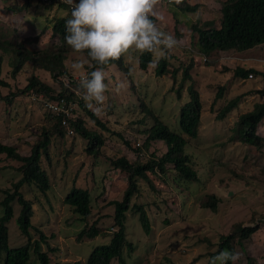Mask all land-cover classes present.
<instances>
[{"label": "rangeland", "instance_id": "obj_1", "mask_svg": "<svg viewBox=\"0 0 264 264\" xmlns=\"http://www.w3.org/2000/svg\"><path fill=\"white\" fill-rule=\"evenodd\" d=\"M175 1L161 0L155 17L160 29L179 42L168 56V72L160 77L156 75L160 57L154 55L148 69L142 70L139 65L141 54L138 52L123 56L128 73L117 65L106 69L105 82L109 90L103 113L97 116L107 130L93 122L78 105H73L77 110L76 116L85 120L88 130L104 138L105 144L98 153L91 155L87 151L91 147L90 141L78 137V134L70 136L65 131L62 136L52 131L57 120L49 115L46 97L20 93L33 73L53 89H61V83L53 79L49 72L34 69L30 62L26 70L14 78L10 63L12 58L7 56L4 59L1 77L10 88L4 89L2 96L10 92L20 94L14 97L12 104L0 99V144L12 146L21 155L30 156L44 131L50 132L51 136L49 156L42 153L40 164L48 175L49 190L42 193L34 184L18 189L24 198L33 203L32 243L40 240L36 229L48 237L47 243L41 244V251L47 253L50 264H88L91 252L97 246L109 244L118 230L115 226V206L110 203L123 200L128 188V175L118 170L113 161L125 156L131 163L137 160L146 163L153 155L160 158L167 152L166 144L161 141L150 143L148 150H143L148 138L145 131L154 125V119L149 116L143 123L138 122L145 116L140 108V97L163 123L185 137L188 142L185 151L189 155L193 153V167H197L199 182L189 185L181 180L173 164L166 165L165 174L148 173L150 182L139 179V191L132 198L131 205L144 207L151 231L145 232L140 215L133 208L127 212V239L133 247L123 250L127 264H208L210 254L218 251L221 237L232 235L238 224L246 227L259 225L260 229L243 241V247L238 236L235 238L233 246L239 254L236 264H248L249 257L255 259V264H264V143L252 146L234 141L241 136L236 131L240 115L264 103V96L259 93L264 91V77L252 74V78L249 76L245 80L233 78L236 67L264 72V45L244 52L215 51L207 55L201 51L196 30L219 27L222 3L227 0H187L191 5L200 4L195 13L183 12ZM11 5L12 1L0 0V39L4 41L17 37L21 42L27 37L38 36L47 24L46 14L41 12L40 16L37 15L42 9L15 13L10 11L8 6ZM56 14L53 8L50 18ZM68 14L69 10L63 12V16ZM60 46L59 39L51 37V30L41 37L38 44H27L32 51L48 47L59 50ZM86 59L71 48L64 58L67 72L76 82L80 83L88 76L90 66L75 70L72 64ZM190 60L194 62L190 70L192 77L184 82V69ZM69 80L68 76H63L61 81L65 86ZM191 85L199 91L202 102L201 114L206 131H203V137L202 132L199 134L200 138L189 137L178 124L180 110L188 102ZM222 85L227 87V91L223 98L215 102ZM240 95L244 96L238 108L224 120H219L217 114L220 110ZM71 115L75 117L72 112ZM257 131L264 138V123L258 125ZM226 143L224 149H220ZM138 147L143 148L141 156L133 150ZM214 150L217 153H213ZM21 167V162L0 155V201L5 198L3 191L14 192V185L25 177ZM74 187L90 193L92 210L86 218L64 203ZM212 196L218 206L215 212L204 207L212 201ZM12 206L14 216L7 223L9 247L18 248L28 244L29 239L17 224L22 206L17 200L12 202ZM3 213L4 209L0 207V218ZM94 224L100 235L95 239L83 237L79 240V233ZM5 256V253L1 254L0 264L4 263ZM28 264H41L33 244ZM110 264H120V261L115 258Z\"/></svg>", "mask_w": 264, "mask_h": 264}, {"label": "trees", "instance_id": "obj_2", "mask_svg": "<svg viewBox=\"0 0 264 264\" xmlns=\"http://www.w3.org/2000/svg\"><path fill=\"white\" fill-rule=\"evenodd\" d=\"M12 1V5L8 6L10 11L15 13H21L22 11L31 12L32 9H37L38 16L41 12L46 14V25L43 26L40 34L34 37H27L24 41L19 42L18 38L15 37L12 40H1L0 39V99L5 101L7 104H12L14 97H17L20 93H34L38 96L42 95L47 100L56 101L62 100V105H65L69 110L67 114V125L73 128L77 134L82 135L84 138L90 141L91 147L87 150L91 155L98 153L99 149L105 144V140L102 135L91 132L85 125V120L76 116L77 110L73 108V105H78L79 108L86 112L93 122L98 126L107 130V127L102 123L97 114L90 111L86 106L82 96L84 90L81 88L79 81H74L64 64V58H66L70 47L67 45L65 40V23L70 18V8L64 3H59L60 10H69L67 16L54 15L50 18V12L54 8V0H51L50 4H46L43 0H7ZM180 6L182 11L185 13L197 12L200 4L191 5L187 0H177L174 2ZM44 7V8H43ZM35 13V12H34ZM221 24L219 27L211 26L207 28H200L196 30L199 34V44L201 51L210 54L215 51H231L235 50L238 52H244L255 47L264 45V0H227L222 3L221 7ZM155 19V18H154ZM51 30V37L58 38L61 42L59 50H53L52 48H46L41 50H30L27 44H38L43 35ZM10 56L11 65L13 67L12 76L15 78L18 73L26 70V65L30 62L34 69L45 70L49 72L53 79H56L61 83V89H53L47 83H44L37 74H32L28 79V84L24 90L17 95L10 92L9 95L2 96L3 90L10 88V85L4 78L1 77L4 59ZM86 57V56H85ZM87 58V57H86ZM154 61L153 55L150 53H144L140 56L139 65L140 68L146 71L149 65ZM29 64V63H28ZM117 65L120 70L129 72L128 67L123 62V56L120 60L111 61L105 70L111 66ZM169 66L168 58H159L156 66V75L162 76L168 72L167 67ZM194 67V62L190 60V64L184 69L183 81L191 79L190 70ZM95 70L94 67H89V73ZM177 70L174 71V77H176ZM256 75L264 77V72L258 71L254 68L236 67L233 73V78L247 79L249 75ZM68 76L70 80L68 84L64 86L61 81L62 77ZM183 84V83H182ZM181 88V87H180ZM133 90L134 87H133ZM227 87L219 86V90L215 97V102L223 98ZM264 96V91H259ZM180 95V92H179ZM189 99L188 102L181 108L178 124L189 137L197 138L198 134L206 129L203 126L202 120V103L200 100L199 92L191 85L189 88ZM243 97L237 96L229 101L218 114V119H222L225 114L233 110L238 106L240 99ZM140 108L145 116L138 122L143 123L149 116L154 119V125L145 131L148 134V138L143 148L133 149L138 155L141 156L142 149L148 150L150 143L156 142V140H162L167 145V153L156 158L152 156L151 160L146 163L137 162L131 163L125 156L118 158L113 161L114 166L127 173L128 175V188L125 191L124 198L122 201H112L111 205L115 206V226L118 230L113 234V237L109 244L97 246L90 254L88 258V264H110L113 259L117 258L120 264H127L123 258V250L125 247L132 249V244L127 239L126 233V219L127 212L133 208L134 212L139 213L140 222L146 233H150L151 224L150 219L146 213V210L142 205H131L132 198L139 191V179H144L150 182L148 173H166V165L173 164L175 170L179 174L181 179L196 178V170L190 166L195 162L193 153H186L187 140L181 134L172 131L157 115L154 114L153 109L146 105V103L139 98ZM72 114H75L73 117ZM52 116V115H51ZM264 116V103L257 104L254 110L244 114L240 117L239 121V133L241 134L242 142L257 146L261 143V138L257 134V125ZM64 113L60 116H53V119H57L55 129L58 134L64 136L65 128L60 126L63 120ZM48 130V129H47ZM121 137V134H119ZM51 136L50 132L44 131L40 141H38L32 149L30 156H23L16 149L9 147L4 144H0V155H6V158L12 159L22 163L21 170L24 171L25 177L17 182L14 186L16 190H5V198L0 201V207L4 209V213L0 218V256L5 253V259L3 264H28L31 257V246H34V252L41 261V264H50V259L47 253L41 251V244L47 243L48 237L38 230L40 233V240L31 241L30 230L34 228L32 225V218L34 216L33 203L26 198L19 191L24 185L34 184L38 189L45 193L49 190V179L48 175L40 168L42 153L46 157L49 156L48 148L50 145ZM128 146L130 145L127 142ZM19 189V190H18ZM212 201L205 204L204 207L210 208L212 211H217L218 206L214 196L211 197ZM17 200L22 206V210L17 219V224L22 234L27 236L29 239L28 244L18 248L9 247V230L7 223L14 216V209L12 202ZM64 203L73 208L74 212L79 214L82 218H86L91 214V196L88 190L83 188L74 187L64 199ZM260 229L257 227H246L243 225H236L235 232L229 236H222L221 241L218 245V251L210 254L209 261L218 255L222 251L234 252L233 241L238 236L239 243L243 247V241L250 239V237ZM100 235V232L94 224L88 230L84 229L79 233L78 239L81 240L83 237L89 239H95ZM244 249V248H243ZM55 252L56 249H51ZM66 264H79V263H66ZM209 264V262H208ZM231 264V262H229ZM248 264H255V259L249 257Z\"/></svg>", "mask_w": 264, "mask_h": 264}, {"label": "clouds", "instance_id": "obj_3", "mask_svg": "<svg viewBox=\"0 0 264 264\" xmlns=\"http://www.w3.org/2000/svg\"><path fill=\"white\" fill-rule=\"evenodd\" d=\"M45 3L50 4L51 0ZM59 3H64L70 8V18L65 23L67 45L74 53L81 57H87L86 60L73 63L72 68L80 70L87 65L95 69L88 76L81 79L80 86L84 90L82 98L86 106L97 115L103 113V105L107 99L106 93L109 90V85L105 82V67L111 61L120 60L124 55H131L137 52L141 55L150 53L160 58H168L169 54L178 46L179 42L177 39L173 35L162 31L154 19L157 17L156 8L161 3V0H60ZM59 3L56 4L54 0V13L63 16V12L67 10L57 12ZM152 66L154 67L155 65ZM249 76L250 78L253 77V75ZM46 106L50 111L49 115H52V119L53 116H60L61 113H64L65 117H63L60 126L63 125L70 136L77 134L73 128L67 125L68 121L66 118H68L69 110H67L65 105H62L61 99L56 101L47 100ZM236 108L238 106L234 109ZM231 111L219 120H224ZM262 123H264V116L258 125ZM236 131L239 133V128ZM80 136L82 135L78 134V137ZM201 136L203 137L204 133ZM198 137L200 138L199 134ZM259 137L261 138L260 142L264 143V138L260 135ZM215 138L216 135L213 136V140ZM234 141H242L241 136L239 135ZM161 142L164 141L161 140ZM243 144L246 143L243 142ZM226 145L227 143L220 149H224ZM213 153H217L216 150ZM219 155H222V153H219ZM190 166L193 167L191 163ZM193 168L196 170V178H180L189 183V185L199 182L197 167ZM238 260V253L222 251L213 257L209 264H229V262L236 264Z\"/></svg>", "mask_w": 264, "mask_h": 264}, {"label": "built area", "instance_id": "obj_4", "mask_svg": "<svg viewBox=\"0 0 264 264\" xmlns=\"http://www.w3.org/2000/svg\"><path fill=\"white\" fill-rule=\"evenodd\" d=\"M45 2H49L50 0H44ZM56 4L60 2V0H55Z\"/></svg>", "mask_w": 264, "mask_h": 264}]
</instances>
